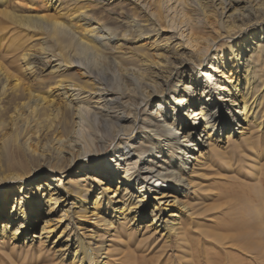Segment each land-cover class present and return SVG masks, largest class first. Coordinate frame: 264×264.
<instances>
[{
  "label": "bare ground",
  "instance_id": "1",
  "mask_svg": "<svg viewBox=\"0 0 264 264\" xmlns=\"http://www.w3.org/2000/svg\"><path fill=\"white\" fill-rule=\"evenodd\" d=\"M40 2L54 12L18 16L2 10L8 20L47 32L58 50L42 45L46 56L24 50L22 65L14 69L0 61V235L10 243L24 236L26 244L35 236L44 242L51 238L49 247L62 264H144L129 253L110 258L109 244L87 224H111L117 214L137 224L149 216L145 200L155 198L145 225L150 231L164 229L168 240L177 222L175 214L165 212L180 202L171 184L188 179V165L202 145L223 131L244 133L245 124L257 119L263 100L258 91L264 82V0ZM77 50L95 60L72 61ZM100 59L118 68L113 67L124 88L113 86L117 76L101 69ZM70 68L77 72L69 74ZM142 105L152 108L143 111ZM87 115L96 128L90 139L81 140ZM198 125L202 137L194 135ZM139 130L143 136L134 145ZM110 145L114 153L105 159ZM117 164L127 165L122 173ZM71 169L70 175L80 177L69 182L84 181L89 194L97 189L94 200L85 189L63 182ZM43 172L41 180L28 182ZM249 190L264 198L263 181L250 183ZM11 198L15 202L6 213ZM253 202L243 199L234 215L239 219L225 225L231 233L213 239L220 245L228 239L238 252L264 264V207ZM11 223L16 226L9 230ZM227 253L230 264H250ZM210 257L203 264H217Z\"/></svg>",
  "mask_w": 264,
  "mask_h": 264
},
{
  "label": "rangeland",
  "instance_id": "2",
  "mask_svg": "<svg viewBox=\"0 0 264 264\" xmlns=\"http://www.w3.org/2000/svg\"><path fill=\"white\" fill-rule=\"evenodd\" d=\"M54 4L52 2L51 6ZM53 8L49 4L41 3L40 0H0V61H2V64L10 69H14V65H22L19 58L20 53L28 49L33 52V55L46 56V53L42 50V45L50 46L54 51L58 50L55 45L57 44L56 40L47 32L36 28L27 29L17 21L8 20L2 10L18 16L28 14L38 16L53 13L55 10ZM62 17L68 19L66 13H63ZM84 54L79 53L78 50L75 51V58L72 57V61L86 62L91 59L90 61L93 62L95 60L90 54ZM99 67L117 76H114V80H116L114 87L124 88L126 83L121 75L117 73L118 68L114 64L102 60ZM69 72V74H75L77 70L70 68ZM32 74H30L31 79L34 77ZM75 77L77 78V76ZM261 78H264V73L261 74ZM36 83H38V80ZM262 85H260L258 96H261L263 100L258 107L256 121L250 122L249 125L245 124L248 128L243 129L244 133L237 131V133L228 135L227 131H223L218 139L207 145H202L200 151L195 152L196 158L192 159L188 165V172L185 175L189 182L184 180V184H171L170 190L175 187V190L179 191L177 198L180 202L177 206H172L165 212V214H175L173 218L177 222V224L170 226L171 234L167 241H165V235L161 234L165 232L164 229L156 232L154 230L150 231V227L145 225L152 216L151 211L156 203L155 198L145 200V212L147 211L146 213L149 216L137 224H129V221L123 220L122 215L119 214L111 218V224L96 225L87 221L90 222L87 226L96 229L100 234L101 241L104 244H109L110 258H121V256L125 258L124 255L129 253L140 261H144V264H174L177 261L182 263L181 260L188 261L189 264H195V259H199L198 264H203L207 256H213L210 257L211 262L230 264L227 252L230 254L233 251V254L236 253L240 254L241 257H245V261H249L250 264H260L257 257L244 255L242 251L238 252L240 249L235 248L236 246L228 239L219 241L222 242L220 245L213 238L215 234L223 233L225 235L231 233V231L225 230V225L229 224L231 220L236 221L239 219L238 217L234 218L236 208L241 205L243 199H247V196L254 200L253 203L262 201L264 207V198H257L260 195L259 192L255 195H252V193L249 195L248 193L252 192L249 190L252 182L256 183L258 181L259 183L263 181L264 187V82ZM54 88L49 89L53 90ZM89 88L90 84L85 89ZM158 100H160L159 95L153 99L152 103L156 104ZM151 108L150 105L146 109L145 105L141 106L143 111ZM110 110H117V108L111 107ZM86 117V125L84 123L83 129L79 130L81 140L90 139L93 136V129L96 128L94 125H90V122L88 124L91 116L87 115ZM258 121H260V126L257 125ZM141 131L134 132V145H138V141L142 138L143 132ZM199 133H202L199 136L202 137L203 132H201L200 125L195 129V137ZM54 147L58 146L54 145ZM112 152L113 147L110 145L103 157L105 159L112 158ZM156 153L154 152L150 157L154 159ZM115 159L116 157H114ZM80 166H82V161L76 163L73 170L80 168ZM124 166L127 165L117 164L115 168L117 167L118 172L122 173ZM132 169L134 170V168L129 170ZM73 170L68 171L69 174L67 173V176L63 178V182L69 185L71 189L83 188L89 194L90 190L83 185L84 181L69 182L70 179L76 180L80 177L76 174L70 175ZM39 174H41L39 177L28 182L41 180L47 175V172ZM115 184L116 182H113V185ZM121 187H124V185H121ZM96 190L94 187L91 188L92 193L89 194L91 201L95 199ZM122 193L121 190L119 194ZM109 194L111 192H107L106 196L108 197ZM113 199H116V197H113ZM14 202L13 198L8 201L5 209L6 213H9ZM165 214L164 217L166 218ZM1 223L2 220H0ZM41 223L42 220H39L34 224L37 230H40L38 224L41 225ZM11 224L9 230L16 226L15 223ZM2 240V235H0V264H62L58 262V258H56L52 248L49 247L51 238L49 241L44 242L38 240V237L35 236L28 244L23 243L24 236L12 243L7 238Z\"/></svg>",
  "mask_w": 264,
  "mask_h": 264
}]
</instances>
